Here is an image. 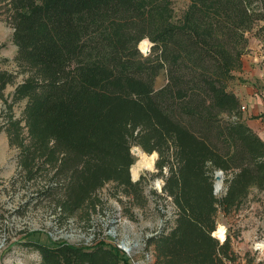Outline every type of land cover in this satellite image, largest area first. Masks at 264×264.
Instances as JSON below:
<instances>
[{
  "label": "trees",
  "instance_id": "trees-1",
  "mask_svg": "<svg viewBox=\"0 0 264 264\" xmlns=\"http://www.w3.org/2000/svg\"><path fill=\"white\" fill-rule=\"evenodd\" d=\"M169 2L0 0L19 68L0 70V95L25 75L10 102L3 99L8 143L19 149L23 178L44 179L36 198L60 208L63 219L97 210V191L108 182L142 205V178L129 175L131 148L156 152L152 175L162 177L173 210L146 240L153 264H236L232 240L240 233L220 241L213 232L218 214L226 218L253 190L264 191V140L227 85L252 29L263 31L264 0H192L180 25L169 20ZM142 39L151 42L147 54L138 49ZM216 170L224 174L220 196ZM32 245L40 264H123L102 240Z\"/></svg>",
  "mask_w": 264,
  "mask_h": 264
},
{
  "label": "rangeland",
  "instance_id": "rangeland-1",
  "mask_svg": "<svg viewBox=\"0 0 264 264\" xmlns=\"http://www.w3.org/2000/svg\"><path fill=\"white\" fill-rule=\"evenodd\" d=\"M169 1V20L174 25H180L192 0ZM4 17L0 14V44H3L0 47V70L14 72L19 70L13 60L17 48L11 41L12 27ZM260 26L263 31L256 37L257 45L261 44L259 49H262L263 59L254 60L250 67L254 68L253 64L259 67L251 97L261 104L264 103V21L260 22ZM256 30V27L253 28L251 34L254 35ZM142 40L148 41V46L151 44L150 40ZM138 49L144 54L145 49H141L140 43ZM244 66H248L247 58ZM241 72H233L234 77L227 85L229 91L239 93L249 85ZM24 76L19 73L14 84H7L2 89L3 97L0 95V264H40L41 255L32 245L35 242L47 246L66 242L89 247L100 240L119 251L123 264H153L154 250L151 246L147 247L146 240L171 220L173 210L170 197L161 190L162 177L152 175L157 170L155 162L152 169H142L137 177L132 176L131 168L137 163L133 148L140 147L133 145L131 153L134 163L129 169V175L133 181L142 178V205L116 187L114 182H108L97 191L102 202L97 210L92 212L85 207L79 209L73 217L63 219L59 213L60 208L55 209L46 200L36 198V192L43 185L44 179L38 177L35 183L24 179L17 164L19 149L8 143L5 130L8 126L5 120L7 105L3 99L10 102L15 83ZM164 78L165 74L161 73L155 85L162 86ZM24 103L25 100H20L13 104L11 111L14 118L21 117ZM241 106L244 122L264 140V107L258 108L256 105L255 109L248 110L246 101H242ZM223 178L222 173V189L215 191L217 196L224 192ZM217 218V227L213 233L219 240L229 232L232 236L236 232L240 233L237 237L233 236L232 240V247L240 256L236 264L264 263V191L253 190L237 212L226 218L218 214ZM219 226L224 228L223 238L216 233ZM245 258H252L254 262H245Z\"/></svg>",
  "mask_w": 264,
  "mask_h": 264
},
{
  "label": "crops",
  "instance_id": "crops-1",
  "mask_svg": "<svg viewBox=\"0 0 264 264\" xmlns=\"http://www.w3.org/2000/svg\"><path fill=\"white\" fill-rule=\"evenodd\" d=\"M250 40H249V44H248V47H247V51L246 53L243 55L242 57V68L239 69V70H242L241 72V75L243 77V79L246 80L247 85L245 88H242L241 91L236 92V91H233V93L239 97L241 99V102L242 101H246L248 103V110H253L255 109V106L257 105L258 108H261L264 107V103L261 102L258 103L256 102L255 100H252V97H251V93H252V89H253V83H254V77H257L258 76V65L256 64H253L254 68L250 67V64L254 61V60H262L263 59V52H262V49H259V47H261V44H258L257 45V37L252 35L250 36ZM259 41V40H258ZM248 59V66L245 67L244 66V62H245V59ZM221 241V240H220Z\"/></svg>",
  "mask_w": 264,
  "mask_h": 264
},
{
  "label": "bare ground",
  "instance_id": "bare-ground-1",
  "mask_svg": "<svg viewBox=\"0 0 264 264\" xmlns=\"http://www.w3.org/2000/svg\"><path fill=\"white\" fill-rule=\"evenodd\" d=\"M140 47L141 49H148V41L146 40H141L140 42ZM133 153L137 157V163L132 166L131 168V175L134 177H137V174L139 173L140 170L142 169H152L154 166V155L153 153L150 155L145 154L142 149L138 146L133 148ZM219 184L220 182L217 181L215 187L219 189ZM216 233L219 234L220 237L223 238L224 236V228L223 226H219L216 230Z\"/></svg>",
  "mask_w": 264,
  "mask_h": 264
},
{
  "label": "water",
  "instance_id": "water-1",
  "mask_svg": "<svg viewBox=\"0 0 264 264\" xmlns=\"http://www.w3.org/2000/svg\"><path fill=\"white\" fill-rule=\"evenodd\" d=\"M150 45H151V44H150ZM150 45L148 46V49L144 50V54H147V53H148V51H149V49H150ZM142 151H143V150H142ZM143 152H144V151H143ZM144 153H145V152H144ZM152 153H153V155H154V159H155L156 156H157V154H156V152H152ZM214 178H215V181H214L213 187L215 188V191H217L218 189L215 187V185H216V182H217V181H219L220 184H221V182H222V173H221V171H217L216 174H215V176H214ZM220 184H219V187H220ZM224 238H225V236H224ZM224 238L221 239V241H223Z\"/></svg>",
  "mask_w": 264,
  "mask_h": 264
},
{
  "label": "built area",
  "instance_id": "built-area-1",
  "mask_svg": "<svg viewBox=\"0 0 264 264\" xmlns=\"http://www.w3.org/2000/svg\"><path fill=\"white\" fill-rule=\"evenodd\" d=\"M243 108V106H241ZM222 188L219 187V189L217 191H221Z\"/></svg>",
  "mask_w": 264,
  "mask_h": 264
}]
</instances>
